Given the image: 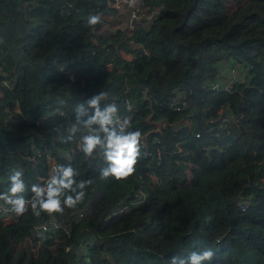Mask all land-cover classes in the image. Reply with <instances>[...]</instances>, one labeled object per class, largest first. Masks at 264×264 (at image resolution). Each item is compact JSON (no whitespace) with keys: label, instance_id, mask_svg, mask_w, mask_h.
Masks as SVG:
<instances>
[{"label":"trees","instance_id":"16d2710c","mask_svg":"<svg viewBox=\"0 0 264 264\" xmlns=\"http://www.w3.org/2000/svg\"><path fill=\"white\" fill-rule=\"evenodd\" d=\"M114 2L0 0V193L16 169L31 199L49 163L44 152L29 155L44 147L77 181H92L62 214L35 217L29 208L0 221V264H166L205 249L214 252L209 264H264V0L231 9L225 0H148L152 18L118 44L102 26L123 13ZM90 14L101 23L89 27ZM120 48L134 57L122 59ZM230 65L241 76L226 91ZM217 80L222 90L210 89ZM100 91L119 115L128 100L131 130L151 152L125 180L100 179L99 154L78 147L83 133L61 139L75 105ZM19 146L30 150L19 154ZM136 193L143 202L112 214ZM50 219L56 226L34 253L13 251ZM87 233L92 239L75 251Z\"/></svg>","mask_w":264,"mask_h":264},{"label":"clouds","instance_id":"9594fccd","mask_svg":"<svg viewBox=\"0 0 264 264\" xmlns=\"http://www.w3.org/2000/svg\"><path fill=\"white\" fill-rule=\"evenodd\" d=\"M85 23L95 27L101 23V17L90 14ZM108 97L107 92L100 91L77 103L73 109L75 122L68 128V135L61 136V139L71 141L77 133H83L78 147L86 157L99 154L102 161L98 168L100 179L120 181L136 171L143 137L141 131L131 130L128 118L121 119L118 116L114 101L105 103ZM77 175L71 165L58 164L45 182L31 185L32 195L28 200L23 195L29 190L22 178L23 172L14 169L8 176L7 191L0 193V201L10 205L16 215H23L29 208L35 217H40L42 213L49 216L62 214L66 208H75L83 202L86 189L92 183L85 179L77 181ZM213 256L211 249L193 251L187 256L172 255L166 264H209Z\"/></svg>","mask_w":264,"mask_h":264},{"label":"rangeland","instance_id":"374dc122","mask_svg":"<svg viewBox=\"0 0 264 264\" xmlns=\"http://www.w3.org/2000/svg\"><path fill=\"white\" fill-rule=\"evenodd\" d=\"M147 1L148 0H115L114 5L119 8L121 13L123 12L122 15L116 20L112 19V16H110V17H108V19L112 20V22L110 24H105V23L102 24L103 28H107L105 31L106 36H108V35L110 36V34L114 36L115 39L111 40L112 43L118 44L120 42L121 38L128 37L132 28L137 27V26H141V25H146L147 21L152 18V12L148 9L149 5L147 4ZM236 2H238V0H225V6L228 9H231L235 5H237ZM128 43L130 45L133 44L131 41H129ZM132 46L136 47L135 45H132ZM120 49H123V48H120ZM118 53H119V51H118ZM119 55L121 56L120 53H119ZM125 58H126V56H124V58L122 57V59H124V60H125ZM231 66L232 65H230V67H228V68H230L229 70L227 68V70H223V72L226 74L231 73L232 69H233ZM110 67H111V65H110ZM220 74H222V71H220V69H219L218 75H220ZM233 84L234 83H232V85ZM232 85H230V86H232ZM220 86L221 85H219V87ZM179 97H180V94H179V96L178 95L176 96V99H178ZM142 98H145L143 100H148L149 96L147 95V93L145 96V94L143 92ZM152 124H153V126H155V128L160 127L159 122L158 123H152ZM49 156L53 157L52 155H49ZM53 159H54L55 163L52 164L51 166H49V168H48V174H50V175H52V173H53V170H54L53 168H55L57 166V162H56L54 157H53ZM187 173L189 174V171H187ZM50 175H49V178H50ZM136 196H138L137 197L138 199L132 205H137V204L143 202V200H144V195L142 193H136ZM0 221L1 222H7V220H1V219H0ZM61 224L63 226V223H61ZM58 242H59V240L55 241L56 244ZM23 244H15L13 246V251L15 252L17 250L22 249L24 252H26V254H30V252L34 253V251H33L34 245H32V243L31 244L27 243L25 245H23ZM55 246H56L55 244L51 245L53 251H55ZM69 248L70 247H68V249Z\"/></svg>","mask_w":264,"mask_h":264},{"label":"built area","instance_id":"2783aa9c","mask_svg":"<svg viewBox=\"0 0 264 264\" xmlns=\"http://www.w3.org/2000/svg\"><path fill=\"white\" fill-rule=\"evenodd\" d=\"M235 72V73H234ZM241 76V74H239L238 71H235V69L233 68L232 69V72L227 75L225 77V79L227 80V84L223 87V89H225L226 91L230 90L232 88V83L238 81V77ZM211 87L210 89H218V88H221L222 90V87L219 85H222L220 80H217V81H213L211 82ZM232 85V86H230ZM184 103V102H183ZM176 108V106L174 107V109ZM125 109H126V112L122 115H119L118 116L121 118V119H124V118H128L130 120L131 116H132V111H131V107H130V103L128 102V100L125 101ZM195 136H199L198 133H195ZM141 144H143V139L141 140ZM161 149H163V147H161ZM30 149H26L24 150L23 146H19V148L16 150L19 154H27L29 152ZM177 151V150H176ZM42 152H44V157L46 159V162L49 163V166H51L52 164L55 163L53 157L49 156L50 153L46 151V147L43 148V150L41 149H35L33 154L34 155H29L30 156V159L33 160V161H36V156L41 154ZM141 154L144 156V157H149L151 156V152L148 150V149H141ZM159 155V150L157 151V156ZM68 161L69 163L71 162V159L68 158ZM55 169V168H53ZM30 200V199H29ZM132 202L131 203H122V204H119L116 209L113 211L112 214H121V213H125L127 212V210L132 206ZM19 215H16L11 207H8V206H5V205H2L0 204V219L1 220H7L8 221H14L18 218ZM77 216H83V213H78ZM52 220V221H51ZM56 226L55 222L53 219H50V220H47L46 222L44 223H40L36 226L33 227L32 229V232H31V236L30 238L26 239L27 241L24 242L23 245L29 243L32 245H34L33 247V251L35 252L39 246V243L46 237V234L47 232L52 228ZM91 234L87 233L85 235V240L83 242L82 245H78L74 248L75 251H81L83 249V246L84 244L88 243L89 240L92 239V237H90ZM69 250V249H68Z\"/></svg>","mask_w":264,"mask_h":264},{"label":"crops","instance_id":"0c3cea01","mask_svg":"<svg viewBox=\"0 0 264 264\" xmlns=\"http://www.w3.org/2000/svg\"><path fill=\"white\" fill-rule=\"evenodd\" d=\"M129 33V32H128ZM128 35V34H127ZM110 37V36H109ZM112 39H115V38H112V37H110V40H112ZM130 46H132V45H130ZM133 47V46H132ZM119 53L121 54V56L124 58V56H126V58H125V60L127 59V60H130V59H132L133 57H134V54H133V52H131V51H127V50H123V49H120L119 50ZM124 55V56H123ZM106 67L107 68H109L110 67V65L108 64V65H106ZM159 125H160V127H159V129H161L163 126H164V121H162V122H159ZM50 175V174H49ZM51 176V175H50ZM99 197V194H96L95 196H94V199H97ZM8 222H10V221H8Z\"/></svg>","mask_w":264,"mask_h":264},{"label":"water","instance_id":"95a60500","mask_svg":"<svg viewBox=\"0 0 264 264\" xmlns=\"http://www.w3.org/2000/svg\"><path fill=\"white\" fill-rule=\"evenodd\" d=\"M144 94H145V96H146V91L144 92ZM143 99H145V98H143ZM149 100V99H148Z\"/></svg>","mask_w":264,"mask_h":264}]
</instances>
